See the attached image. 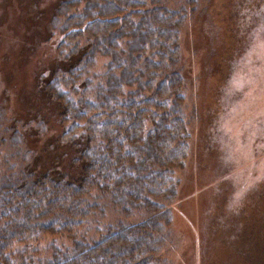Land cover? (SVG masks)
Segmentation results:
<instances>
[{"label": "rangeland", "instance_id": "obj_1", "mask_svg": "<svg viewBox=\"0 0 264 264\" xmlns=\"http://www.w3.org/2000/svg\"><path fill=\"white\" fill-rule=\"evenodd\" d=\"M145 1L146 7L154 6ZM160 3L178 13L172 49L183 81L182 117L189 138L183 167L176 171L175 198L158 260L264 264V0ZM69 4L72 7L66 0H0V187L21 185L18 176L38 152L39 168L52 161L41 153L48 148L62 159L63 170H80L79 163L66 157L70 146L61 144L58 151L50 144L61 129V106L44 94L52 71L62 61L71 63L63 59L69 57L70 46L78 41L85 47L91 40L89 31L68 21L85 11L86 1ZM134 7L137 21L143 7ZM124 15L120 12L116 26L124 23ZM126 42V37L117 41L123 48ZM109 61L96 51L87 63L84 77L90 97L97 83L106 81ZM80 70H73L74 79L61 78L55 86L63 101H73L76 107L85 97ZM91 187L85 206H96L87 219L78 216L79 235L86 239H97L119 221L135 223L146 216L144 210L122 216L108 195Z\"/></svg>", "mask_w": 264, "mask_h": 264}, {"label": "trees", "instance_id": "obj_2", "mask_svg": "<svg viewBox=\"0 0 264 264\" xmlns=\"http://www.w3.org/2000/svg\"><path fill=\"white\" fill-rule=\"evenodd\" d=\"M84 1L85 11L68 21L89 31L91 40L85 47L74 42L63 58L71 63L62 61L44 84L45 96L61 106V129L50 144L58 151L61 144L70 146L66 157L80 170H63L62 159L48 148L41 153L52 161L39 168L38 152L18 176L21 185L0 187V264H161L157 251L189 138L182 117L183 81L172 49L178 13L161 0H151L149 7L145 0ZM135 5L143 7L137 21ZM120 12L125 21L116 26ZM121 37L127 38L124 48L117 43ZM96 51L110 57L109 70L90 97L84 75ZM76 68L84 81L79 108L63 101L56 88L61 78L74 79ZM89 185L108 195L122 216L139 210L146 216L135 223L119 221L97 239H86L79 235L78 216L87 219L96 206H85Z\"/></svg>", "mask_w": 264, "mask_h": 264}]
</instances>
